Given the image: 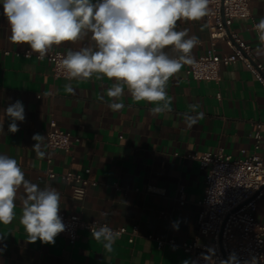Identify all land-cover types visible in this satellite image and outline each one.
<instances>
[{
	"label": "crops",
	"instance_id": "crops-1",
	"mask_svg": "<svg viewBox=\"0 0 264 264\" xmlns=\"http://www.w3.org/2000/svg\"><path fill=\"white\" fill-rule=\"evenodd\" d=\"M91 2L98 4L102 0ZM248 2L251 15L235 18L231 29L251 46L253 56L264 63V56L256 52L259 33L254 27L264 17V0ZM174 30H187L185 39L193 36L198 39L190 53L192 57L210 46L206 16L196 21L178 20ZM10 35L0 0V125L3 129L0 155L16 159L25 179L38 185L40 191L57 190L61 196L59 210L112 226L137 225L138 232L132 242L127 240V234L118 236L112 252H106L103 242L82 229L73 243L61 233L55 237L54 244L40 240L30 243L19 223L26 198L21 186L15 200V219L11 224H0V264H183L189 261V256L179 248L171 249L168 244L157 248L155 240L148 235L173 237L176 242L191 240L196 235L198 200L203 195L206 170L187 154L219 146L235 156L241 155V148L252 151L251 133L256 121L264 120V88L254 75L237 61L221 66L217 82L199 80L186 76L183 65L165 88L172 98V110L154 115L150 109L163 107L165 101L159 105L137 103L123 81L109 80L102 73H93L88 79L55 77L49 60L36 58L35 54L39 53L32 52L26 43L13 44ZM92 36L85 29L76 41L53 45L48 52L98 51ZM215 46L220 54L229 51L222 41H217ZM25 50L31 55L16 54ZM162 51L169 58L183 55L174 46ZM117 83L124 88L122 96L108 98L107 89ZM66 84L73 88V93L65 91ZM17 100L23 103L25 120L17 121L19 131L11 133L8 131L11 121L5 110ZM112 102H123L125 106L113 112L108 106ZM199 112L204 113V118L189 128L187 118ZM51 118L59 128L78 135L80 140L67 150H48L46 131ZM35 133L45 136L41 144L43 159L33 150ZM255 152L264 157V129ZM85 167L90 168L87 176L96 183L86 187L82 199L74 198L70 184L59 176L47 175L48 168L57 173L72 170L86 175ZM181 187L184 203L179 202ZM254 218L264 220V196L257 203ZM174 222H178V230L174 229Z\"/></svg>",
	"mask_w": 264,
	"mask_h": 264
},
{
	"label": "clouds",
	"instance_id": "clouds-1",
	"mask_svg": "<svg viewBox=\"0 0 264 264\" xmlns=\"http://www.w3.org/2000/svg\"><path fill=\"white\" fill-rule=\"evenodd\" d=\"M208 5L209 0H102L98 4L91 0H3L4 15L11 29L9 39L13 44L26 43L32 52L39 53V59H43L53 45L76 41L82 31L90 30L99 50L69 51L60 61V67L66 70V78L88 79L93 73H102L109 80L123 81L137 103L146 101L159 105L165 101L163 107L150 109L154 115L165 109L172 110V98L165 91L166 85L184 64L193 63L190 53L199 42L194 36L185 39L187 30L175 31L177 21L200 20L208 15ZM254 27L259 33L257 55L264 56V17L259 18ZM167 46H174L183 55L179 59L169 58L162 51ZM65 91L74 92L67 84ZM123 92V86L117 83L107 89L106 95L119 99ZM108 106L117 112L125 105L112 102ZM5 111L11 121L8 131L18 132L17 121L25 120L23 103L17 100ZM203 118V112L190 116L187 126L191 128ZM2 130L0 125V132ZM32 140L36 141L33 150L37 157L43 159L45 153L41 151V144L45 136L35 133ZM21 186L26 198L19 223L24 227L28 241L54 244L55 237L65 229L58 215L60 193L55 189L40 191L38 185L25 179L16 159L0 155V224L8 225L15 219V200ZM173 227L178 230V222H174ZM91 234L93 239L103 242L106 252L113 251L119 236L107 225L93 227ZM208 253H202L201 258L206 264H214V249H208ZM183 264H189V261L185 260ZM219 264H240V261L232 253ZM245 264H256V258Z\"/></svg>",
	"mask_w": 264,
	"mask_h": 264
},
{
	"label": "built area",
	"instance_id": "built-area-1",
	"mask_svg": "<svg viewBox=\"0 0 264 264\" xmlns=\"http://www.w3.org/2000/svg\"><path fill=\"white\" fill-rule=\"evenodd\" d=\"M208 15H206L210 46L208 49L193 58L192 64H184L186 76L199 80L220 79L221 66L234 62H241L264 88V63L258 61L252 54L251 46L242 40L231 29L232 22L238 17L251 15L248 0H209ZM222 41L229 51L218 53L216 42ZM82 51V50H81ZM8 51H5L7 53ZM79 52V51H78ZM68 51L53 50L45 55L50 61L52 74L55 77H66V70L60 67V61L66 58ZM16 54L31 55L29 50L16 51ZM39 58V54H35ZM172 59H179L175 56ZM220 97V93H217ZM46 131V147L48 150H67L80 140L76 134L57 126L55 119L49 120ZM264 129V120H257L251 136L254 139L252 151L240 149V156L232 155L219 146L214 150L192 152L188 157L196 159L199 166L206 170L204 178V191L198 200L200 209L197 214L196 235L191 240L176 242L173 237L160 238L149 234L148 237L156 242L157 248L168 244L171 249H181L189 256V264H206L201 254L208 255V249H214L212 257L214 264L220 260H227L229 255L235 253L240 264L250 262L256 258V264L264 261V220L254 218V211L258 201L264 196V157L255 151L259 146L261 130ZM51 161L50 158L47 159ZM83 172L68 170L57 173L51 168L47 169L49 177L59 176L70 184L72 196L82 199L86 187L95 184L87 174L89 167ZM179 202L184 203L183 188L179 189ZM65 229L61 234L73 243L78 237L79 230L92 233L93 227L107 225L119 236L127 234V240L132 242L137 235L138 226H112L105 221L96 219H83L78 214L59 210ZM204 238V240H202Z\"/></svg>",
	"mask_w": 264,
	"mask_h": 264
}]
</instances>
